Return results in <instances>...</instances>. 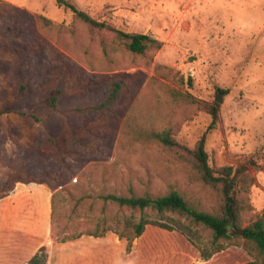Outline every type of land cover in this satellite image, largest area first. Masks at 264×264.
Returning <instances> with one entry per match:
<instances>
[{"label": "rangeland", "instance_id": "obj_1", "mask_svg": "<svg viewBox=\"0 0 264 264\" xmlns=\"http://www.w3.org/2000/svg\"><path fill=\"white\" fill-rule=\"evenodd\" d=\"M69 1L162 46L143 55L115 44L104 52L55 0H0V264L26 263L41 246L45 264L252 260L243 239L206 259L201 251L211 249V233L169 212L146 210L173 229L147 225L130 246L111 230L71 236L106 226L131 236L124 220L136 221L140 212L105 201L109 193L156 196L175 189L193 207L212 211V193L144 137L148 130L176 123V139L189 147L206 133L214 167L235 168L249 155L264 165V0ZM113 80L122 84L116 105L92 110ZM56 88L57 109L48 113L44 102ZM218 94L220 120L207 131L211 116L183 95L210 102ZM253 175L242 226L264 207V170ZM80 196L85 198L73 210Z\"/></svg>", "mask_w": 264, "mask_h": 264}, {"label": "trees", "instance_id": "obj_2", "mask_svg": "<svg viewBox=\"0 0 264 264\" xmlns=\"http://www.w3.org/2000/svg\"><path fill=\"white\" fill-rule=\"evenodd\" d=\"M59 7L68 8L73 12L75 21L81 23L87 31L89 38L100 45L104 52L109 46L119 45L121 48L135 54H145L155 52L161 46L162 42L149 34L141 32H126L114 25L93 18L87 12L80 10L69 0H55ZM191 84V79H188ZM165 85V83H162ZM167 86V85H165ZM122 84L113 80L108 88L100 93L96 102L91 105V109L96 112H104L112 109L121 94ZM222 90V89H221ZM25 84L19 86L20 97L24 95ZM61 90L56 88L45 100V109L48 113L57 109V103L60 98ZM186 102L194 104L199 110L206 111L211 116V121L207 131L216 127L220 120V105L217 101L210 102L199 101L190 95H183ZM189 114V113H188ZM186 114V116H188ZM175 125H170L161 130L151 129L143 136L147 139L155 140L159 145L166 149L172 157L185 165L198 180L215 198V204L212 211L200 210L190 205L187 200L177 190L170 189L168 192L160 195H129L109 193L103 195L105 201H111L116 204L120 210H129L130 212H140L138 220L133 221L125 219L124 224L130 227L132 234L128 237L124 232H117L111 227H104L101 231L97 229L81 231L71 237H79L82 234H88L94 237H100L105 232L111 230L120 237H126L127 246L130 241L140 236L147 225L158 226L167 230L173 227L169 223L147 217L146 210L169 212L184 217L189 222L207 229L212 237L211 249L209 252L201 251V256L206 259L213 254L223 250L227 245L240 244L253 257L252 260L240 264H264V207L257 217L250 221L246 226H242L243 214L250 209L248 203V193L250 187L255 182L254 170H264V165H259L256 159L249 155L245 160L239 163L235 168L231 165L214 167L209 163L208 152L205 149L206 133L195 142L193 147L180 143L175 137ZM53 145H57L54 137H49ZM85 196H80L73 210H75ZM57 195L51 196V218L54 220L56 214ZM232 225L237 229H243V236H231L227 232V226ZM68 237L64 236L60 240L64 242ZM47 253L44 246H41L30 259L23 264H45Z\"/></svg>", "mask_w": 264, "mask_h": 264}, {"label": "water", "instance_id": "obj_3", "mask_svg": "<svg viewBox=\"0 0 264 264\" xmlns=\"http://www.w3.org/2000/svg\"><path fill=\"white\" fill-rule=\"evenodd\" d=\"M215 100L218 103H221L223 101V99L220 97V95L218 94L217 97L215 98ZM227 232L229 235L231 236H243L244 235V230L243 229H237L235 227H233L232 225H228L227 226Z\"/></svg>", "mask_w": 264, "mask_h": 264}]
</instances>
